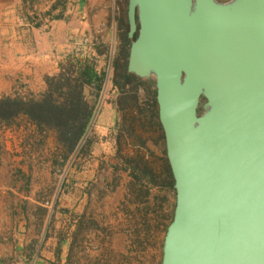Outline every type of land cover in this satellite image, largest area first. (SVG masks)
I'll return each mask as SVG.
<instances>
[{
    "label": "rangeland",
    "instance_id": "obj_1",
    "mask_svg": "<svg viewBox=\"0 0 264 264\" xmlns=\"http://www.w3.org/2000/svg\"><path fill=\"white\" fill-rule=\"evenodd\" d=\"M72 2L21 0L20 19L38 25L61 17L55 10ZM41 5L44 11H39ZM115 5L113 48L105 37L96 47L98 55H106L104 60L96 55L68 64L64 72L45 78L39 94L0 97L47 98L72 107L78 92L82 96L79 113L68 108L53 117L52 127L37 125L25 115L0 120V163L16 169L19 189L15 205H10L15 217L9 219V231L7 222L0 227V244L15 246L16 262L33 264L41 254L38 247L45 245H55L58 264L161 262L175 202L173 181L157 118L154 78H125L131 42L126 36L127 0ZM8 18L1 17L0 54L9 42ZM81 121L84 127L77 135ZM5 142H10L8 148ZM31 165L46 170L35 186L30 173L21 170ZM30 192L36 203L27 199Z\"/></svg>",
    "mask_w": 264,
    "mask_h": 264
},
{
    "label": "water",
    "instance_id": "obj_2",
    "mask_svg": "<svg viewBox=\"0 0 264 264\" xmlns=\"http://www.w3.org/2000/svg\"><path fill=\"white\" fill-rule=\"evenodd\" d=\"M173 181L160 264H264V0H127Z\"/></svg>",
    "mask_w": 264,
    "mask_h": 264
},
{
    "label": "crops",
    "instance_id": "obj_3",
    "mask_svg": "<svg viewBox=\"0 0 264 264\" xmlns=\"http://www.w3.org/2000/svg\"><path fill=\"white\" fill-rule=\"evenodd\" d=\"M115 2L73 0L66 9L55 10L56 13L61 11V17L44 19L40 24L32 25L20 19L21 0H1L0 24L2 15H7L9 18L4 19L7 22L4 24L11 30L8 46L0 54V97L39 94L45 90V78L64 72L68 64L96 55L104 60L106 55H98L96 47L105 37L111 51L116 41L118 8ZM39 7V11L45 10L42 5ZM5 144L8 148L10 142ZM21 170L30 173L32 186L41 171H46L45 167L41 170L37 165ZM16 182V169L0 163V227L7 222L8 231L9 219L15 217V209L11 210L10 205L16 202ZM34 197L30 192L27 199L36 203ZM54 246L38 247L41 254L33 264H58V257L53 255ZM15 255L14 245L0 244V264H24L22 260L16 262Z\"/></svg>",
    "mask_w": 264,
    "mask_h": 264
},
{
    "label": "trees",
    "instance_id": "obj_4",
    "mask_svg": "<svg viewBox=\"0 0 264 264\" xmlns=\"http://www.w3.org/2000/svg\"><path fill=\"white\" fill-rule=\"evenodd\" d=\"M79 74L80 77H83L85 75V73L83 74L79 73ZM125 78L137 79V77L127 73V71H125ZM79 86H81V84H79ZM79 89L80 87H78V90ZM81 98L82 96L80 91V93L78 92V96L76 98L77 100L74 101L75 105H73L72 107H67L64 104L56 105L53 100L51 102L47 98L41 100L26 101L20 98L5 97L0 99V120L6 121L11 117H16L17 115H25L29 120L35 122V124L37 125L44 124L45 126L52 127L51 124H54L52 121L53 117L54 118L60 117L62 114H65L68 108L71 109L70 112H72V114L74 115L78 114L79 110L77 108L79 109L82 108L80 102ZM83 127H84V123L81 121L79 123V127L77 128V130L75 129V133L77 135L81 134ZM169 175L171 177V173H169Z\"/></svg>",
    "mask_w": 264,
    "mask_h": 264
}]
</instances>
